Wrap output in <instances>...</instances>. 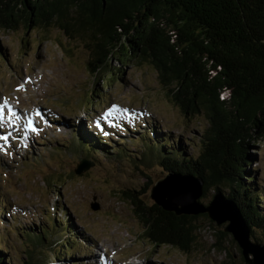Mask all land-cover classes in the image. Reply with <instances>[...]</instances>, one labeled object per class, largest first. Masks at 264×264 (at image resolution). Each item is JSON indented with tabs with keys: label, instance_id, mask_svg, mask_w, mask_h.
Segmentation results:
<instances>
[{
	"label": "rangeland",
	"instance_id": "1",
	"mask_svg": "<svg viewBox=\"0 0 264 264\" xmlns=\"http://www.w3.org/2000/svg\"><path fill=\"white\" fill-rule=\"evenodd\" d=\"M89 56L79 35L71 39L57 25L0 28V247L9 264H27L29 253L47 264H228L229 254L239 262L231 234L228 251L214 248L215 233L228 223L213 228L209 218L200 221L199 242L189 254L145 239L126 194L154 203L152 188L169 175L158 161L142 157L156 150L152 130L198 156L208 120L173 104L149 62L120 57L124 62L114 64L123 73L97 85ZM79 131L107 147L74 146ZM248 153L264 210V137ZM213 197L209 191L200 202L207 206ZM60 221L76 234V255L62 262L56 256ZM256 235L264 245V231Z\"/></svg>",
	"mask_w": 264,
	"mask_h": 264
},
{
	"label": "trees",
	"instance_id": "2",
	"mask_svg": "<svg viewBox=\"0 0 264 264\" xmlns=\"http://www.w3.org/2000/svg\"><path fill=\"white\" fill-rule=\"evenodd\" d=\"M52 25L71 39L82 38L90 55L87 68L98 77L97 85L105 83L106 75L123 73L114 64L116 59L124 62L120 57L139 64L146 61L185 115L205 114L208 128L198 156L168 144L163 134L152 130L149 137L156 150L148 156L145 151L142 157L158 161L169 174L200 178L202 197L213 191L214 197L234 202L251 238L260 244L256 234L264 231L263 197L251 176L248 152L258 137H264V0H0L2 30ZM157 135L160 140L153 141ZM88 136L79 131L73 145L88 144L92 151L93 146L107 147L106 142ZM126 199L146 240L185 254L199 242L200 221L209 218L207 214L177 216L156 203H146L134 191ZM55 227L62 241L57 261L68 255L73 258L76 234L71 225L60 221ZM228 236L218 230L214 248L228 251ZM35 238L41 242L37 234ZM229 258L228 264H247L243 254L239 262L231 254ZM27 259V264H47L35 262L32 253ZM0 264H9L1 247Z\"/></svg>",
	"mask_w": 264,
	"mask_h": 264
},
{
	"label": "water",
	"instance_id": "3",
	"mask_svg": "<svg viewBox=\"0 0 264 264\" xmlns=\"http://www.w3.org/2000/svg\"><path fill=\"white\" fill-rule=\"evenodd\" d=\"M85 169L76 172L81 174ZM202 196L201 179L181 174H169L150 193L154 203L177 216L207 214L217 226L228 223L224 231L233 236L247 264H264V245L252 241L250 229L236 204L216 195L206 206L200 202Z\"/></svg>",
	"mask_w": 264,
	"mask_h": 264
},
{
	"label": "snow or ice",
	"instance_id": "4",
	"mask_svg": "<svg viewBox=\"0 0 264 264\" xmlns=\"http://www.w3.org/2000/svg\"><path fill=\"white\" fill-rule=\"evenodd\" d=\"M5 139H7V137H5Z\"/></svg>",
	"mask_w": 264,
	"mask_h": 264
}]
</instances>
